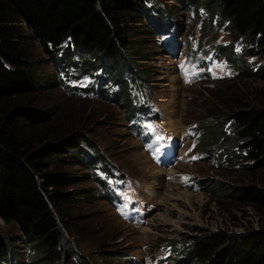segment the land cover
I'll list each match as a JSON object with an SVG mask.
<instances>
[{"label":"trees","instance_id":"obj_1","mask_svg":"<svg viewBox=\"0 0 264 264\" xmlns=\"http://www.w3.org/2000/svg\"><path fill=\"white\" fill-rule=\"evenodd\" d=\"M162 1L168 0H0V221L17 225L33 253L29 264H94L91 238H84L71 209L82 196L71 191L72 185L81 184L84 177L69 167L82 165L72 154L82 152L85 145L93 150L85 157L90 169L106 161L87 137L89 124L80 116L69 122L70 115L46 109L36 98L50 83L38 78L24 27L52 56L57 70L76 64L71 49L82 58L78 69L106 70L109 80L121 86L117 99L128 115L133 107L126 80L141 76L135 53L141 46L133 44L128 31L144 25V36L157 34L168 14L158 5ZM178 1L194 9L195 20L202 18L200 9L205 11L204 31L223 27L246 55L264 59V0ZM149 40L139 37L137 42L145 45ZM65 45L71 48L59 54ZM219 50L242 68L240 79L264 81V66L248 71L243 59L233 54L234 45ZM216 99L229 113L221 115L209 107L206 120L199 124L202 149L212 155L221 148L219 164L239 166L235 173L252 176L233 184L211 179L198 185L220 205L227 198L264 219V87L243 97L227 87ZM15 240L0 230V264H23ZM171 264H264V222L243 234L194 227Z\"/></svg>","mask_w":264,"mask_h":264},{"label":"rangeland","instance_id":"obj_2","mask_svg":"<svg viewBox=\"0 0 264 264\" xmlns=\"http://www.w3.org/2000/svg\"><path fill=\"white\" fill-rule=\"evenodd\" d=\"M158 5L168 14L157 34L144 36V25L133 24L134 30L128 31L133 44L141 46L135 52L140 57L137 70L141 76L126 80L133 107V114L128 115L117 99L121 86L109 80L106 70L87 73L78 69L82 58L72 49L76 64L57 70L52 56L42 51L24 27L38 78L50 83L36 98L45 102L44 108L70 115L69 122L81 118L89 124L87 137L106 161L90 169L85 157L86 152L93 155V150L84 144L82 152L72 154L82 165L69 167L84 177L81 184L72 185L71 191L82 196L71 209L84 238H91L94 264H171L194 227L243 234L261 228L264 222L252 208L230 199L220 205L198 185L211 179L233 184L240 177L252 176L235 173L239 166L219 164L223 150L209 155L200 143L199 124L208 116L209 107L221 115L229 113L227 106L218 107L220 91L231 87L243 97L256 95L264 87V81L240 79L242 68L233 65L219 48L234 45L233 54L243 59L248 71L264 66V59L246 55L223 27L204 31L203 9L201 20H195L194 9L178 0ZM155 12L152 16L156 18ZM139 37L150 40L138 44ZM68 48L71 45L63 46L59 54ZM95 78L97 84L92 83ZM137 210L138 215L149 212L144 226H137L138 218H132ZM0 230L16 239L18 260L29 264L33 253L17 225L0 221ZM118 255L122 258L117 259Z\"/></svg>","mask_w":264,"mask_h":264}]
</instances>
